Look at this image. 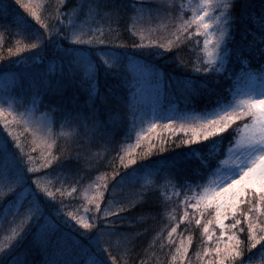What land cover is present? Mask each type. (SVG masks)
Returning <instances> with one entry per match:
<instances>
[{
    "label": "snow or ice",
    "instance_id": "6c2138e0",
    "mask_svg": "<svg viewBox=\"0 0 264 264\" xmlns=\"http://www.w3.org/2000/svg\"><path fill=\"white\" fill-rule=\"evenodd\" d=\"M16 3L25 8L43 31L35 29L24 15H17L14 21L16 28L24 34H30L36 42L17 47L15 53L9 49V53L16 55L19 63L20 59H24L21 54L26 51L42 60V54L51 48L60 70L57 76L53 65L39 79L32 77L30 87L35 85L36 93L31 110L15 113L11 98L6 104H0V117L5 113L13 117L11 121L3 120L6 129L12 123H23L26 128L34 123V134H52L55 122L59 119L62 128L70 129L59 135L69 138L79 136V129L83 128L91 140L96 136L110 137L117 124H127L131 116L129 127L135 131L137 146L147 132L156 128L157 123L167 121L164 127L179 122L180 130L186 135L191 133L180 144H195L197 147H187L182 152L165 156L163 153L168 151L162 146L165 141L162 140L159 147L149 142L141 157L147 163H138L135 157L125 160V156L120 155L119 166L114 168L110 182L105 179L103 184H90V188L95 189L89 200V203L94 204V210L87 211L94 214L78 216L67 211L64 215L70 219L65 220L61 212L66 205L61 200L60 207L56 208L52 203L56 201L55 193L42 186L39 177L33 179L29 175L39 171L31 167L34 157L24 152L20 140L9 129L8 135L12 141L0 138V211L5 217H11L16 226L7 242L0 244V264H109V261L111 264H119L117 256L112 254L109 241L113 236L117 237V244L123 245L128 254L132 236L121 232L124 224L122 214L145 203L149 192L145 182L133 199L125 200L119 195L123 186L133 183L144 170L149 174L168 171L178 176L183 171L181 165L187 164L194 156L199 157L203 163L193 171L191 177H184L179 183V188L185 193L181 204L214 216L215 225L219 228V239L214 241L211 248H204L205 255L215 254V259L209 260L208 264H257V256L261 264H264V219H261L264 217V0H261L258 11L255 10L253 0H199L188 19H184V4L181 3L174 18L171 12H164L176 25L173 39L165 42L150 39L137 26L138 21L151 19L153 14L159 16L163 5L153 3L152 0H134L130 5L133 15L129 29L139 34L140 43L132 45L137 51L131 55L118 51L127 47L123 43L106 47L111 41L106 39L104 30L91 27L98 21L107 20L108 31L111 32L110 25L118 23L120 19V5L106 0H80L68 7L71 0H57L53 11L45 15L47 4L44 0H39L35 6H32L33 0H29V3L16 0ZM172 6L169 0V7ZM11 7V0H0V15H7ZM237 32L239 39L236 38ZM194 36L197 43L194 47L196 56L191 63L193 74L176 77L172 92L186 104L202 95H215L213 108L202 116H180L175 120L172 115L164 114L166 110H162L159 115L154 113L147 121L140 116L141 127L136 130L138 110L122 95L126 85L117 69L122 67L124 60L131 62L135 58L153 79L167 87L170 78L159 69L155 61L169 56L175 48L177 53L171 58L176 67L189 66L179 50L185 40L190 41ZM200 37H203L202 48ZM114 39L118 40V37ZM2 60L3 57H0ZM11 71L0 64V72L7 75ZM101 72L114 79L103 91L99 81ZM214 74L216 78L210 81L209 77ZM220 77L224 81H233V85L236 80H243L246 90L230 86L227 91L231 99H227L221 91ZM23 79L21 77V81ZM127 87L135 85L129 83ZM73 89H79L83 99L77 95L69 96V90ZM41 93H50L58 99L50 103L49 111L42 113V118L33 121L38 103H43ZM113 99L118 101L116 110L107 107ZM119 105H123V110ZM226 139L228 147L225 151L215 148ZM54 144L55 140L48 147ZM180 144L175 146L180 147ZM207 145H212L215 150L208 151L209 159L205 160L201 149ZM153 154L158 156L155 161L150 159ZM220 156L224 158L219 159ZM46 157L43 168L49 171L62 169L72 158L71 152L67 157L62 153H46ZM212 158L216 159L215 165ZM76 159L79 160V152ZM56 191L61 192V196L65 194L61 189ZM76 191L77 188L73 186L71 192ZM105 193H109L111 198L106 197ZM242 206L247 207V211ZM188 215L186 211L179 218L180 221H184ZM229 217L234 222L225 224L224 221ZM72 221L86 231L79 232ZM195 223L200 225L201 219H196ZM212 223L210 219L203 225L208 241H213L214 229H209ZM64 226L79 232V237L73 240L71 233L65 235ZM176 231L177 227L173 226L168 237L171 238ZM241 234H246V239H242ZM191 243V237L187 245L182 240L175 249L173 260L179 259L183 264ZM253 249L256 251L253 252ZM69 250L73 256L70 261L53 258L57 253L64 255ZM33 251L45 258L40 261L30 259ZM141 264L144 262L141 261Z\"/></svg>",
    "mask_w": 264,
    "mask_h": 264
},
{
    "label": "trees",
    "instance_id": "16d2710c",
    "mask_svg": "<svg viewBox=\"0 0 264 264\" xmlns=\"http://www.w3.org/2000/svg\"><path fill=\"white\" fill-rule=\"evenodd\" d=\"M39 0H33L32 6L38 3ZM47 4L45 10V15L53 11L56 6L57 0H44ZM108 3H115L121 6L120 19L118 23H112L110 25L112 31L109 32V23L107 20L98 21L91 25L93 28H102L106 33V39H109L111 43L106 45V47H114L118 43H123L127 45L126 48L118 49V51L126 52L129 55L136 52L137 49L133 48L134 43H140L139 34H134L130 29L129 25L132 23L131 17L133 11L131 4L134 0H106ZM153 3H159L163 5V11L159 16L153 14L151 19L145 18L137 22V26L143 29L145 36L150 39L159 40L160 42H165L166 40L173 39L172 33L175 29V23L171 22L169 18L164 15V12H171L173 18L177 15L180 4H184L183 16L184 19H188L192 15V9L197 6L199 0H171L172 7H169V0H152ZM22 3H29V0H22ZM255 5V10H259V5L261 0H253ZM11 9L7 15H0V57L3 60L0 64L5 69H12L7 75L4 72H0V77L3 80L10 81L18 79V84L9 87L7 91H0V104H6L11 98L14 102V112L20 113L26 110L32 109V101L36 93L35 85L30 87L32 84V77H36V73L30 76L20 74L16 67V55H11L9 49L15 53L17 47H24L36 42L35 39L30 34H24L22 31L18 30L15 26V18L17 15H24L34 26L35 29L43 31L39 24L36 23L34 19L30 17L25 8L19 6L16 2L13 3ZM77 4V0H71L68 7H72ZM127 5V7H125ZM39 11V9H38ZM34 20V21H33ZM194 31V29H193ZM114 37H118L114 39ZM236 38L239 39V33L237 32ZM200 47H203V37L199 38ZM197 43V38L194 36L190 41L185 40L180 47V54L185 60L188 61L187 67L177 68L175 62L171 58L175 56L177 50L173 48L169 54L164 58L156 60V64L159 69L167 73L170 78V83L165 86V97L161 101L163 105L161 107L166 109L167 105L170 106L176 115H201L205 114L206 111H210L213 108V104L216 100V96L202 95L195 99L192 103L186 104L183 99L178 98L177 95L172 92V85L175 83V78L178 76H183L185 74H193L191 63L194 61L196 56V51L194 47ZM34 53L36 50H32ZM163 51V49H162ZM43 59H35L31 61L39 70V72H45L49 65H51L54 60V52L50 48L46 50L43 54ZM135 61V62H134ZM20 64L21 70L31 68L27 66L26 61H22ZM19 65V63H17ZM132 65H140L134 58L131 62L124 60L122 67L117 69L122 74L125 81L126 88L122 92V95L127 97L128 103L135 106L139 111V107H136L137 98L136 94L127 87L129 81L131 80L130 71H133ZM230 70L231 66H229ZM58 76V74H56ZM83 75V72H81ZM23 77V81H21ZM39 79V77H36ZM213 77H209V80H214ZM222 81L221 91L222 94L227 98L231 99L228 93V88L234 86L244 90L246 84L243 80H236L234 85L233 81ZM235 80V78H233ZM99 81L101 90H105L106 86L111 85L114 79L111 77H106L103 72L99 74ZM43 96V103H38L37 109L33 113V121L38 118H42V113L49 111V105L54 99L52 95L41 93ZM69 96L77 95L83 99V93L79 89L69 90ZM71 106V105H69ZM107 107L116 110L118 107V101L110 100ZM123 110V105H119ZM137 111V129L139 130L141 125L139 124V117ZM170 111V110H169ZM47 118V117H43ZM7 119L11 121L13 119L12 115L5 113L3 117H0V124H3V120ZM131 124V116L128 118V122L125 125H119L113 129L112 135L110 137L104 138L96 136L89 140L85 130L83 128L79 129L80 135L69 138L65 135H59L61 132H69L70 129L67 127L62 128L61 121L56 120L55 125L52 130V134L38 133L34 134V123L26 128L23 123H12L9 125V129L12 130L13 134L18 137L21 145L24 148V152L28 153L34 157V161L31 166L34 165L38 167V176L42 175V185H45L49 190L53 191L56 196V201L54 203L56 208L60 207V201L66 205V208L61 212L63 219H70L65 212L71 211L78 216H83L87 214L91 216L94 212L87 211V209L94 210V204L89 203L90 198L95 192L94 188H90L92 182L103 184L105 179L109 182L111 181L112 172L115 167L119 166L120 155L125 156V160L129 157H135L138 163H147L142 160L141 157L144 155V151L147 148L149 142L161 146V141L166 143L162 146L168 149L163 155L167 156L173 152H182L187 147L196 148L197 145L185 146L180 144L182 139L188 138L191 135L190 132L185 134L183 130H180V126L169 125L167 128L164 126H158L150 136L145 139L143 136L141 144L137 146L136 144V134L129 127ZM4 125V124H3ZM163 125V124H161ZM9 129L5 127H0V138H7L12 141V137L8 135ZM145 139V140H144ZM55 140V144L49 148L48 145ZM175 142V143H173ZM14 143V142H13ZM176 144H180V147H176ZM228 147L227 139L222 145H216L221 152L225 151ZM215 150L212 145H207V147L202 148L201 151L204 153V159L207 160L208 151ZM71 152V159L67 161L62 169H56L55 171H49L47 168H43V163L45 161L46 153H52L53 155H60L61 153L67 157ZM79 152V160L76 159V154ZM155 152V150H154ZM119 153V155L117 154ZM222 156L219 157V159ZM151 160L155 161L158 159L156 154L150 157ZM27 160V156H25ZM203 161L199 157H193L187 164L181 165L183 171L178 175H171L168 171H160L158 173L149 174L147 170L141 171L136 180L133 183L126 184L123 186V190L119 193L121 197L125 200L133 199L137 190L140 189L142 184L147 182L149 187V192L146 194V202L143 204H138L135 208L130 209L127 213L122 214L124 216V224L121 227V232L128 233L132 236V242L129 246V252L126 255L125 247L123 245L117 244V237L113 236L109 241L112 245V254L117 256L119 264H181L179 259L173 260V256L176 255L175 249L178 247L183 240L184 244L187 245L188 238L191 237L192 243L189 246V251L185 256L183 264H208L209 260L215 259L214 253H209L205 255L204 248L208 246L211 248L214 246V241L219 239V228L215 225L214 216L209 215L208 212L203 214L196 209L191 207H185L181 204L184 199V191L179 188V183L183 181L184 177H191L193 171L200 168ZM213 165L216 164V159L212 158ZM135 167V166H133ZM79 170V171H78ZM123 171V169H120ZM31 176V174H29ZM75 186L77 191L75 193L71 192L72 187ZM34 187V185H33ZM56 189H61L65 194L61 196V192H57ZM179 193V194H177ZM190 195V193H189ZM105 196L109 199L111 198L109 193H105ZM9 199H12L9 197ZM195 203V201H192ZM27 205H25V208ZM243 207L244 211H247V207ZM188 212V217L184 221H180V217ZM23 212V209H22ZM17 218V222H18ZM196 219H201V224L197 225L195 223ZM212 220L213 223L209 224L210 231L214 229L213 241L206 240V234L203 232V225L207 223L208 220ZM264 219V217H261ZM229 217L225 220V224L233 223ZM119 224V221H117ZM76 229L79 232L86 231L80 228L75 221H72ZM11 217H5L3 212L0 211V244L7 242L8 237L11 235L12 229L15 227ZM173 226L177 227L176 233H173L172 237H168V232ZM246 226V225H245ZM103 230V229H101ZM79 232L73 231L66 226L63 227V233L65 235L71 233V239L75 240L79 237ZM31 236H29V239ZM242 239H246V234H241ZM226 239V237H225ZM256 250L253 249V252ZM30 259H35L40 261L45 258L39 253L33 251ZM57 260H71L73 256L71 251L64 255L57 253L54 257ZM257 264H261L260 257H256ZM109 264L111 262L109 261Z\"/></svg>",
    "mask_w": 264,
    "mask_h": 264
},
{
    "label": "rangeland",
    "instance_id": "374dc122",
    "mask_svg": "<svg viewBox=\"0 0 264 264\" xmlns=\"http://www.w3.org/2000/svg\"><path fill=\"white\" fill-rule=\"evenodd\" d=\"M15 2H16V0H11L12 5H14L13 3H15ZM79 2H80V0H77V3H79ZM21 55L24 57V59L19 60V65H17V62H16V65L12 66V67H16L19 70V72H21L20 74H22V75L25 74L27 76H30V75H33L36 73V77H40L41 74L44 73V72L38 71L39 69L36 66H34L35 63L34 64L30 63L31 61L37 59L38 57L33 56L32 54H30L27 51L22 53ZM38 59H40V58H38ZM17 60H18V58L16 59V61ZM22 61H26L27 66L30 67L31 69L30 70H27V69L21 70L20 68H22V67H20V64L23 63ZM53 65H55V73L59 74L60 68H59V64L57 61H55L51 65H49L48 68L46 69V71L49 70V68L52 67ZM132 68H133V71H130V76L132 78L129 81V83H132L135 85V87H130V89L137 96L135 101H136V107L137 108L139 107L138 117L143 116L145 118V121H147L153 117L154 113L159 115L162 110H166V111H164V114L165 115H172L174 120L177 117H179L176 115V112H173L171 110L170 106L167 105L166 109H163L161 107V105H163V103L161 101H163L162 99H164V97H165V91H164L165 85L162 83H158L155 79H153V77L150 76L144 70V68L142 67V64H141V66L140 65L139 66L138 65H132ZM16 84H18V79L6 81L0 77V91H2V92L7 91V89L10 90L9 87L14 86ZM244 90H246V88ZM202 115H204V114H201V115H184V114H182L180 116H202ZM189 123H194V122L189 121ZM157 124H160V126H164L165 124H167V121H161ZM161 124H163V125H161ZM173 125L180 126V123L177 122ZM0 127H4V125L0 124ZM155 129H152L150 132H147V134L144 136L145 139H147L150 136V133H152V131H154ZM145 130H146V125H145ZM223 158L224 157L222 156L220 159H223ZM31 167L38 169V167L37 166L34 167V165ZM30 174H31L33 179H35L36 177H39L40 181L43 177L42 175L38 176L37 175L38 172L30 173ZM41 185H42V182H41ZM42 186H45V185H42Z\"/></svg>",
    "mask_w": 264,
    "mask_h": 264
}]
</instances>
